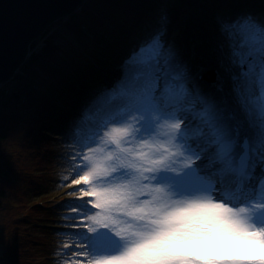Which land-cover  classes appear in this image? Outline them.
Returning <instances> with one entry per match:
<instances>
[{
	"label": "snow or ice",
	"instance_id": "snow-or-ice-1",
	"mask_svg": "<svg viewBox=\"0 0 264 264\" xmlns=\"http://www.w3.org/2000/svg\"><path fill=\"white\" fill-rule=\"evenodd\" d=\"M221 32L227 91L195 83L161 29L126 58L117 103L86 135L92 110L77 122L66 219L86 264H264V19Z\"/></svg>",
	"mask_w": 264,
	"mask_h": 264
},
{
	"label": "trees",
	"instance_id": "trees-1",
	"mask_svg": "<svg viewBox=\"0 0 264 264\" xmlns=\"http://www.w3.org/2000/svg\"><path fill=\"white\" fill-rule=\"evenodd\" d=\"M165 1L85 0L72 15L52 23L30 43L24 62L13 77L0 86V207L1 202L14 200L9 191L22 179L17 146L28 150L27 159L36 166L38 173L47 174L48 166L57 158L51 147V132L71 130V118L80 99L102 87L104 81L111 84L102 68L119 63L133 42L148 36L157 25L155 9L160 4L164 5L162 13L166 8L175 12L172 16L175 32L183 27L191 29L192 32L186 33L190 40L195 15L208 22L218 19L224 23L239 14L264 19V0ZM185 18L187 26L181 24ZM115 87L112 83L111 90ZM16 134L23 139L20 145L14 143ZM42 188L41 181L32 179L29 182L26 193L30 194L26 202L30 207L40 209L43 205V202L34 203L37 196L41 198ZM17 206L24 207L21 203ZM47 217L38 216L31 223L32 227L47 228L42 225ZM22 223L28 226L29 221L16 218V225ZM18 242V245L21 243L19 251L8 255L7 250L8 264H35L37 261L57 264L53 256L57 247L53 253L45 254L40 243L42 254L26 262V254L22 253L25 249L21 248L28 239L22 235ZM9 260L18 262L10 263Z\"/></svg>",
	"mask_w": 264,
	"mask_h": 264
},
{
	"label": "rangeland",
	"instance_id": "rangeland-1",
	"mask_svg": "<svg viewBox=\"0 0 264 264\" xmlns=\"http://www.w3.org/2000/svg\"><path fill=\"white\" fill-rule=\"evenodd\" d=\"M160 5L155 9L157 25L152 28L149 34L155 33L157 30H163L165 42L174 49L176 61L189 68L195 83L202 81L199 85L205 91L212 90L217 81L215 83H208L204 80H198L196 74L198 68L205 71H214L217 79L223 78V87L225 91H227L229 85L227 73L224 72V65L227 62L228 49L225 38L221 32V25L224 22L218 19L208 22L203 20L199 15H195L193 18L194 33L190 40L186 33L192 32L191 29L184 30L183 27L180 31L177 30L175 32V29L172 27L175 22L172 16L174 17L175 12H171L169 8H166L162 13V7L164 5L163 3L161 6ZM241 15L244 14L236 15L233 19ZM181 24L187 26L188 19H183ZM176 34L177 36L175 37ZM142 40L143 39L133 42L130 45V50L127 51L126 55L119 63H113L109 67L102 68L104 77L112 81L111 84L113 83L116 87L118 86L123 77L126 58ZM178 48L180 49L179 52H177ZM111 84L104 81L102 87H99L92 93L86 94L80 99L79 106L75 108L74 117L71 118V130L54 129L51 132V147L57 155V158L54 159V164L51 163V165L48 166L47 174L38 173L36 166H32L33 163L27 159L28 152L26 151L28 150L23 149L21 146H17L18 165L22 179L16 186H12L9 191L11 198L14 200L1 202L0 264H8V258H5L7 250L8 255H12L14 252L16 253L19 251L21 243L18 245V239H20L22 235L24 238L28 239L26 245L21 248L25 249L22 253L24 255L26 254V259H24L26 262H32L39 253H53L57 247L58 251L53 255L56 256L57 264H72L73 261H78L79 264H86L85 257L75 254L84 251V249L78 245V237L75 235L76 232L83 231L84 229L74 227L78 221L66 219V217L75 215L70 211L69 203L78 202L77 195L73 193L76 192L78 187H83V185L77 186L71 183L74 173V156L79 151L80 147L75 142L74 132L77 122L81 120V117L88 109L92 110L91 118L82 124L84 135L89 132L90 126L93 125L95 121L103 117L111 106L117 103V101L111 100L109 105H98L99 99L102 96L106 97V93L112 91ZM19 141H23V139L16 134L14 143L16 142V144L18 143L20 145ZM32 179L42 182L43 190H41L39 194L41 198L37 196L36 199H34V203L43 202L40 209L32 208L27 204V195L30 193H26V190ZM20 203L24 205V207L19 209V206L16 207V205ZM43 206L47 207V209ZM43 215L48 216L44 223H42V225L47 228H33L31 225L33 220ZM16 218H18V220H28V226H25L24 223H22V225H16ZM25 229L26 231H24ZM33 240L36 241L34 244L32 243ZM40 243L43 244L44 251L42 253L40 252ZM233 247L236 252H239L246 251L250 246L235 245ZM12 261L9 260L10 263L18 262V260ZM35 264H52V262L37 261Z\"/></svg>",
	"mask_w": 264,
	"mask_h": 264
},
{
	"label": "water",
	"instance_id": "water-1",
	"mask_svg": "<svg viewBox=\"0 0 264 264\" xmlns=\"http://www.w3.org/2000/svg\"><path fill=\"white\" fill-rule=\"evenodd\" d=\"M85 0H0V86L7 83L28 54L30 43L57 20L72 15ZM208 83L214 71L198 70Z\"/></svg>",
	"mask_w": 264,
	"mask_h": 264
},
{
	"label": "bare ground",
	"instance_id": "bare-ground-1",
	"mask_svg": "<svg viewBox=\"0 0 264 264\" xmlns=\"http://www.w3.org/2000/svg\"><path fill=\"white\" fill-rule=\"evenodd\" d=\"M198 84L202 83V81H198L197 82ZM111 103V101L108 99V97L106 96H102L100 99H99V103L98 105H109Z\"/></svg>",
	"mask_w": 264,
	"mask_h": 264
}]
</instances>
